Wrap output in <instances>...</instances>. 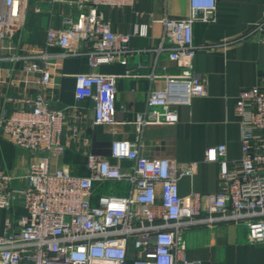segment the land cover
<instances>
[{
  "label": "built area",
  "instance_id": "obj_1",
  "mask_svg": "<svg viewBox=\"0 0 264 264\" xmlns=\"http://www.w3.org/2000/svg\"><path fill=\"white\" fill-rule=\"evenodd\" d=\"M134 0H49L78 9L65 13L60 25L49 26L43 44L27 46L16 39L26 23L30 0H0V63L23 62L27 87L19 97L5 101L19 105L9 110L0 103V132L15 145L28 150L31 160L22 175L0 168V210L8 214L0 232V264H203L187 257L183 236L186 227L200 223L242 222L249 239L264 242V78L263 83L240 90L235 114L241 125L242 157L227 158V145L207 146L205 160L220 164L219 189L212 193L180 194L181 176H193L199 161L178 167L168 157L141 153L146 126L175 124L176 105L196 96H207V82L195 72L197 45L194 23L215 21L218 0H190L183 18L164 17L162 43L179 72L162 75V88L148 92L146 108L137 115L133 140L114 139L108 155L87 152V175L66 167H52L63 155L62 135L66 112L51 108L47 95L53 85V59L86 55L93 68L120 60L132 53L133 35H147L148 26L136 23L132 33L114 31L101 7L122 8ZM42 10L41 4L35 7ZM64 13V12H63ZM264 40V18L249 33ZM58 47V52L50 48ZM166 69V67H163ZM124 76H134L127 70ZM117 74L97 71L76 74L75 95L94 100L95 125L117 124ZM36 88V92L28 88ZM130 163L125 165L124 162ZM23 180L16 184L15 180ZM128 183L123 195H101L94 202L95 182ZM22 209L23 212H17Z\"/></svg>",
  "mask_w": 264,
  "mask_h": 264
},
{
  "label": "crops",
  "instance_id": "obj_2",
  "mask_svg": "<svg viewBox=\"0 0 264 264\" xmlns=\"http://www.w3.org/2000/svg\"><path fill=\"white\" fill-rule=\"evenodd\" d=\"M41 4L42 10L35 11ZM111 20L114 31L132 33L136 23L148 26L147 35H133L132 53L120 60L93 68L86 55L53 59V85L47 95L51 108L66 112L62 141L63 155L52 159V167H66L73 174L89 173L87 152L108 155L114 139L133 140L136 136V118L144 111L148 92L162 88V77L149 78L151 72L174 74L179 68L167 50L157 52L162 43L164 17L183 18L190 13V0H134L122 8L101 7ZM64 12V13H63ZM79 14L78 9L49 3V0H30L26 23L16 35L24 46L41 45L49 26L60 25L63 14ZM216 20L194 23V41L197 45L215 43L214 48H200L194 68L207 82L208 95L196 96L188 104L176 105L179 120L175 124H153L145 127L141 139V153L147 157H168L178 167L197 160L199 167L193 176H181L180 194L187 198L192 192L212 193L219 189L220 164L205 160L207 146L225 143L227 158L239 163L242 157L241 125L235 114V102L240 90L263 83L264 40L259 32L247 34L253 25L264 18V0H218ZM58 47L50 48L58 52ZM23 62L3 60L0 63V103L9 110L17 102L5 101V96L19 97L27 89L23 80ZM166 67V69H163ZM131 70L134 76H124ZM97 71L117 74V124L95 125L94 100L78 99L75 95L76 74ZM34 93L36 88H28ZM31 153L15 145L0 132V168L15 175L26 172ZM125 161L124 164H129ZM22 184L23 180H15ZM128 183L120 181L95 182L94 202L101 195H123ZM17 212L22 213L19 209ZM8 214L0 210V232ZM187 257L200 259L203 264H264V242L249 239L247 226L242 222L223 221L188 226L183 231ZM132 264V260L129 261Z\"/></svg>",
  "mask_w": 264,
  "mask_h": 264
}]
</instances>
